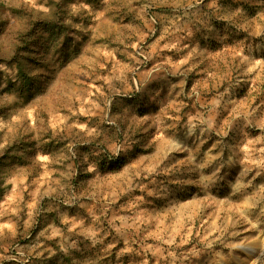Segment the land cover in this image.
Returning a JSON list of instances; mask_svg holds the SVG:
<instances>
[{
    "label": "rangeland",
    "instance_id": "374dc122",
    "mask_svg": "<svg viewBox=\"0 0 264 264\" xmlns=\"http://www.w3.org/2000/svg\"><path fill=\"white\" fill-rule=\"evenodd\" d=\"M0 132V264H264V0H0Z\"/></svg>",
    "mask_w": 264,
    "mask_h": 264
},
{
    "label": "trees",
    "instance_id": "16d2710c",
    "mask_svg": "<svg viewBox=\"0 0 264 264\" xmlns=\"http://www.w3.org/2000/svg\"><path fill=\"white\" fill-rule=\"evenodd\" d=\"M62 5L64 6L65 4L62 3ZM38 30L39 29L37 28V26L33 25L32 31H31L32 33H29L28 37L34 36V33H36ZM40 32L41 31L39 30L38 33ZM20 50H23V47H20ZM28 85L29 84H26V88H28ZM0 135H1V132H0ZM24 136L25 135L23 134V135H18V136L15 135V137H12V136L8 137L4 145L1 146L0 148V174H2V170L5 168L6 165L14 161L17 162L21 160L22 158H24L25 156L24 153L20 155L16 151H10V148H12L15 144L17 145L19 150H21L24 148L23 146L29 145L31 143L29 139L24 140L23 139ZM0 139H2V135L0 136Z\"/></svg>",
    "mask_w": 264,
    "mask_h": 264
}]
</instances>
